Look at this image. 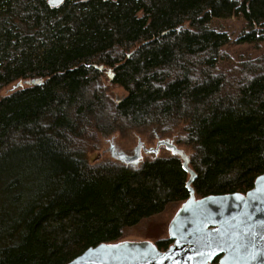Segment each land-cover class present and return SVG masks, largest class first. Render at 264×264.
I'll return each mask as SVG.
<instances>
[{
	"label": "trees",
	"instance_id": "trees-1",
	"mask_svg": "<svg viewBox=\"0 0 264 264\" xmlns=\"http://www.w3.org/2000/svg\"><path fill=\"white\" fill-rule=\"evenodd\" d=\"M263 48L264 0H0V94L22 84L0 98V264H68L189 186L250 191L264 174ZM126 132L190 154L90 159Z\"/></svg>",
	"mask_w": 264,
	"mask_h": 264
},
{
	"label": "water",
	"instance_id": "water-1",
	"mask_svg": "<svg viewBox=\"0 0 264 264\" xmlns=\"http://www.w3.org/2000/svg\"><path fill=\"white\" fill-rule=\"evenodd\" d=\"M50 2L56 5L64 0ZM163 146L186 159L185 152L168 140H159L155 148L139 140L132 156L114 144L109 151L115 160L138 164L143 154L157 155ZM189 190L190 198L168 227L173 244L167 250L161 251L151 241L122 240L91 247L68 264H214L216 260L219 264H264V174L246 194L197 198L191 186Z\"/></svg>",
	"mask_w": 264,
	"mask_h": 264
},
{
	"label": "rangeland",
	"instance_id": "rangeland-1",
	"mask_svg": "<svg viewBox=\"0 0 264 264\" xmlns=\"http://www.w3.org/2000/svg\"><path fill=\"white\" fill-rule=\"evenodd\" d=\"M234 34L236 35L237 32L234 31ZM263 50H264V48H263ZM243 51H251V50H249L246 47L235 48V49H232L231 51H229V55H231L233 58H235V56L238 57L237 54L243 53ZM250 53H254V52L251 51ZM249 55H253V54H249ZM18 86L19 85L16 83L15 85L8 87L7 89H5L0 94V98L10 94L13 90L17 89ZM112 95L115 98H120L121 96L124 95V92L122 89L114 88V90L112 91ZM178 133H179V131L177 132V134ZM178 135H181V134H178ZM139 140L144 142V144L146 145L147 148H155L157 145V140L153 141V139H148L147 136H142L140 133L126 132L124 134H117L116 136H112V137H109L108 139H105L103 144H102V148L100 150V153L96 157L90 156V159L93 160V159L98 158V157H99V159H101V158H103V159L104 158H110L111 159L112 157H111V154L109 151L111 144H114L118 151L124 152L127 155L132 156L135 148L138 145ZM171 142L175 143L179 150L183 149L182 151H184L188 155L190 154V149L184 147L183 144L177 143V141H175V139H172ZM165 151H166V149L161 148L159 153L162 155L165 153ZM145 156L146 155L143 154V158ZM180 206H177V205L171 206L165 211V213H163L157 217H154V218H151L149 220L144 221L141 225H139L138 227L129 231L126 234L125 239H123V240L151 241L154 244H156L160 238H166V237L169 238L168 227H169L171 220L173 219L175 213L177 212V210L179 209Z\"/></svg>",
	"mask_w": 264,
	"mask_h": 264
},
{
	"label": "flooded vegetation",
	"instance_id": "flooded-vegetation-1",
	"mask_svg": "<svg viewBox=\"0 0 264 264\" xmlns=\"http://www.w3.org/2000/svg\"><path fill=\"white\" fill-rule=\"evenodd\" d=\"M218 262V260H216Z\"/></svg>",
	"mask_w": 264,
	"mask_h": 264
}]
</instances>
